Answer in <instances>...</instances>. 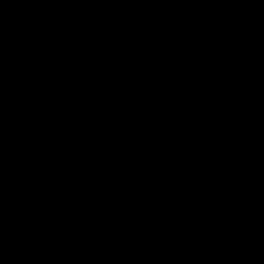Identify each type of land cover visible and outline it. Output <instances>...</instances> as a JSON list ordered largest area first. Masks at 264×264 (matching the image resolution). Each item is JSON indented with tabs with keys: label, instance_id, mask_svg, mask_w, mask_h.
Instances as JSON below:
<instances>
[{
	"label": "water",
	"instance_id": "95a60500",
	"mask_svg": "<svg viewBox=\"0 0 264 264\" xmlns=\"http://www.w3.org/2000/svg\"><path fill=\"white\" fill-rule=\"evenodd\" d=\"M67 264H264V0H120Z\"/></svg>",
	"mask_w": 264,
	"mask_h": 264
}]
</instances>
